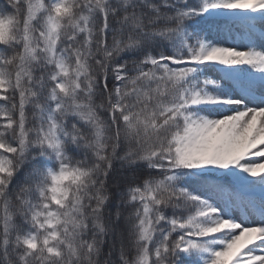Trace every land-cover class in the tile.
<instances>
[{
	"label": "snow or ice",
	"instance_id": "snow-or-ice-1",
	"mask_svg": "<svg viewBox=\"0 0 264 264\" xmlns=\"http://www.w3.org/2000/svg\"><path fill=\"white\" fill-rule=\"evenodd\" d=\"M0 264H264V0H0Z\"/></svg>",
	"mask_w": 264,
	"mask_h": 264
},
{
	"label": "rangeland",
	"instance_id": "rangeland-1",
	"mask_svg": "<svg viewBox=\"0 0 264 264\" xmlns=\"http://www.w3.org/2000/svg\"><path fill=\"white\" fill-rule=\"evenodd\" d=\"M242 40H243V43H246L247 42L245 39H243V37H241V36L238 35L237 36V43H241ZM229 43H231V41H229ZM243 43H241V46H243ZM253 159L259 160V159H262V158L253 157Z\"/></svg>",
	"mask_w": 264,
	"mask_h": 264
}]
</instances>
